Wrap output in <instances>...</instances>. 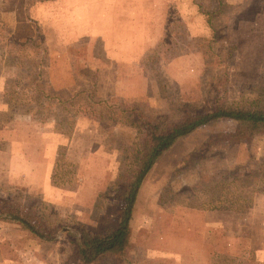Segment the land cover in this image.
Here are the masks:
<instances>
[{
    "label": "rangeland",
    "instance_id": "rangeland-1",
    "mask_svg": "<svg viewBox=\"0 0 264 264\" xmlns=\"http://www.w3.org/2000/svg\"><path fill=\"white\" fill-rule=\"evenodd\" d=\"M75 1L0 0V200L31 207L53 235L43 240L0 219V264H81L67 232L79 224L100 234L119 220L114 187L132 168L139 132L113 117L100 123L98 112L110 114L103 106L89 118L69 119V108L54 100L69 92L56 90L49 80L50 70L64 80L72 74L79 81L91 77L82 62L75 67L67 61L66 50L86 59L91 36L86 17L74 14ZM161 1L166 4L161 36L141 62L153 97L127 103L125 111L140 122H172L189 114L191 106L264 107V0H222L220 8L218 0ZM31 30L35 35L28 38ZM42 92L53 98L40 112ZM84 96H76L79 106L87 103ZM75 124L72 143L46 149L47 143L56 144L55 134L70 137ZM235 126L233 120L218 119L177 139L155 161L134 203L137 209L151 208L154 192L163 189L167 208L150 211L142 228L141 215H135L129 250L93 264H264V191L255 193L246 211L221 210L208 218L205 230L203 217L196 215L185 232L177 230L167 213L173 205L191 208L186 202L218 204L225 194L232 201L238 187L223 179L240 167L255 181L252 186L264 189V134L239 141ZM211 135L216 138L209 144ZM57 159L64 164L57 168L60 184L53 185L49 164L53 168Z\"/></svg>",
    "mask_w": 264,
    "mask_h": 264
},
{
    "label": "crops",
    "instance_id": "crops-1",
    "mask_svg": "<svg viewBox=\"0 0 264 264\" xmlns=\"http://www.w3.org/2000/svg\"><path fill=\"white\" fill-rule=\"evenodd\" d=\"M169 1L170 0H167L166 2L169 3ZM164 3L161 0H121L119 2L113 0L75 1L77 10L74 11V14L76 16H82L83 19L86 17L87 27L85 30H88L91 36L88 37L85 44L83 55L86 56V61L77 60L76 57L66 50L67 55L69 54L67 61L71 63L74 62L75 67L79 62H82L86 70L90 71L91 77L83 76L82 80L79 81L78 78L74 77L72 74V78L68 76L64 80L60 79V75L56 70L54 74L50 73L51 70L49 72L51 85L55 87L56 90L65 89L69 92V96L65 99L61 97L54 99L56 104L64 105L66 108H69V119L74 120V118H76L79 120L81 117L91 116L90 114L93 113V111H97L99 107L103 106L110 111V114H105L103 112L100 115L98 112V120H108L110 116L113 115V110H127V103H131L132 105L130 106H133V102H138L145 98L150 101L153 96L148 95L149 86L143 75L141 62L145 54L153 49L154 44L157 42L158 35L160 34L161 36V30L163 28L161 17L164 15V9H166V4L164 7ZM152 22L157 25L156 28H153L155 26ZM33 31L31 30V33L27 36L28 38L34 37L35 34ZM96 43L101 46L100 49L95 47ZM71 55L73 56L72 59L69 57ZM13 68L17 70L16 65ZM80 87H82V89L78 90ZM78 94H85L84 97L87 99V103L79 106L80 103L76 98ZM113 99H119L118 105L113 106V104L110 103L113 102ZM30 117L31 116L28 115V118ZM76 133L77 125L75 124L70 133V137L62 138V135L57 133L55 134V136H57L55 137L57 138L56 144H54L55 141H53L48 147V141H46V149L49 148V150L55 151L60 144L72 143L74 136L77 135ZM43 157H46V153ZM160 157H162V155ZM155 164L156 163L153 164L149 172L153 169ZM49 169L48 174L52 171L51 163L49 164ZM149 172L141 185L145 183ZM47 177L49 180V176ZM159 189H161V187ZM164 194L165 192L163 189L156 193L154 192L151 208L139 205L137 209L134 206L130 219V228L132 227L135 215H141L139 228H142L145 227V218H147V214L150 211H156V213L163 212L167 208L166 206H168L165 203L166 198ZM167 210H169L167 213L172 216L175 227L177 230L181 231L191 226L193 215L203 217V221L205 222L201 224V227L205 230V227L210 224L207 222L208 218H213L214 215L219 216L220 213L222 214L223 212L220 209L202 210L179 205L170 206ZM131 236L132 229L130 243ZM181 237L183 240L180 241L184 242L186 236L182 234ZM185 244L184 242L183 245Z\"/></svg>",
    "mask_w": 264,
    "mask_h": 264
},
{
    "label": "trees",
    "instance_id": "trees-1",
    "mask_svg": "<svg viewBox=\"0 0 264 264\" xmlns=\"http://www.w3.org/2000/svg\"><path fill=\"white\" fill-rule=\"evenodd\" d=\"M222 5L223 1L218 0V8ZM206 14L210 16L209 11ZM207 21H209V25L213 28V24H211L209 18ZM36 75L37 77L40 76L38 72ZM52 98V96L44 94L43 92L38 95L37 108H39L40 112L46 108ZM26 101L31 102L30 99ZM12 104L14 105L15 103H11V106H13ZM191 107L193 110L189 114L172 122L154 121L152 119L140 122L139 118H132L134 116L132 113H127L124 110H113V115L110 116V119L113 117L115 120L135 126L139 132V136L133 143L131 150L133 153L132 168L129 174L118 181L114 187V197L120 200L117 226L109 228L99 234L90 231L83 225L77 224L73 232H67L81 264H93L106 255L115 257L123 256L129 250L131 235L130 219L139 187L155 161L177 139L185 137L195 129L218 119L235 121L236 126L233 134L240 136L239 141L245 140L247 142L257 135L264 134V107H244L230 104H217L215 106L204 105L199 108ZM100 121V123H104V120ZM209 138L208 143L211 144L213 143V139L216 138V135H211ZM63 164L60 159H57L55 162V166H53L50 175L51 184H60L56 182L57 175L60 174L57 172V168ZM237 170L239 173H237L238 171H231L223 179L226 181V179L230 178V184L235 183L238 187L232 195V201L228 194H225L219 200L218 204L212 199L208 202L201 201L198 204L186 202V205L202 210L220 209L243 212L249 209L255 193L264 191V189L256 188L254 184L253 186L251 185L255 181H251L249 179L250 175H246V172L242 171L244 167L237 168ZM0 219L16 223L20 228L43 240L53 239V235L47 229L42 216L24 203L14 202L12 200H0Z\"/></svg>",
    "mask_w": 264,
    "mask_h": 264
}]
</instances>
